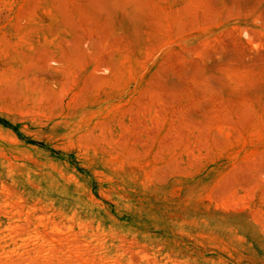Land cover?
Segmentation results:
<instances>
[{
  "label": "rangeland",
  "instance_id": "374dc122",
  "mask_svg": "<svg viewBox=\"0 0 264 264\" xmlns=\"http://www.w3.org/2000/svg\"><path fill=\"white\" fill-rule=\"evenodd\" d=\"M0 264H264V0H0Z\"/></svg>",
  "mask_w": 264,
  "mask_h": 264
}]
</instances>
